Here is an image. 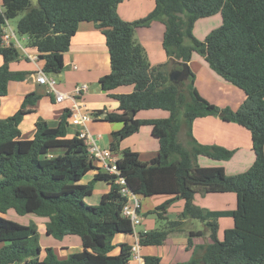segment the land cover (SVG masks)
Here are the masks:
<instances>
[{
    "label": "trees",
    "instance_id": "obj_1",
    "mask_svg": "<svg viewBox=\"0 0 264 264\" xmlns=\"http://www.w3.org/2000/svg\"><path fill=\"white\" fill-rule=\"evenodd\" d=\"M122 1L37 0L34 4L33 0H0V98L7 94L10 81H22L32 73L10 68L20 53L12 45L2 44L5 20L20 15L17 33L27 36L26 49L37 54L42 71L53 75L61 73L63 55L79 23L92 22L104 36L110 62L109 73L98 82L118 102L114 110L91 111L104 114L103 121L121 124L119 130L111 132L110 150L114 153L120 140L136 133L142 125L151 127V136L158 144L157 154L148 162L141 161L137 151L123 149L116 162L119 174L110 175L95 166L82 139L67 136L68 109L55 127L38 118L33 137L21 138L19 123L29 111L26 106L39 99L35 93L26 94L13 115L0 119V214L13 209L18 215L45 217L46 235L57 240L77 236L81 250L61 259L51 247H45L40 259L42 248L35 224L23 225L0 216V264H128L131 244L112 243L116 234L133 235L129 219L121 214L125 199L114 183L116 177H122L140 198L165 195L166 199L153 210L161 219H167L164 214L171 203L184 201L181 212L176 219L167 220L165 229L139 232L141 247L161 245L183 220L193 219L204 223L211 241L194 247L187 261L173 264H264V0H153V9L133 21L118 15L117 6ZM217 13L221 25L202 41L194 38V23ZM153 22L163 24L161 47L169 59L156 66L149 64L143 48L134 40L137 29ZM194 55L245 93L237 109L219 107L197 92L194 74L188 67ZM172 63L175 66L169 69ZM183 65L188 67V77L174 84L169 72ZM122 86L133 90L113 93ZM142 110H164L168 115L136 118ZM130 111L134 112L131 119ZM204 116H218L250 132L254 161L248 169L227 175L221 166L197 164V156L226 161L234 153L195 140L192 123ZM182 125L188 147L178 141ZM92 171L91 179L82 183ZM98 181L107 182L109 190L98 204L89 205L84 199L91 196ZM199 190L234 193V209L210 211L194 206L192 200ZM220 217H230L233 223L223 231L221 240L216 237ZM115 247L118 252L112 254ZM143 264L163 263L156 256H144Z\"/></svg>",
    "mask_w": 264,
    "mask_h": 264
},
{
    "label": "crops",
    "instance_id": "obj_2",
    "mask_svg": "<svg viewBox=\"0 0 264 264\" xmlns=\"http://www.w3.org/2000/svg\"><path fill=\"white\" fill-rule=\"evenodd\" d=\"M153 7V0H123L117 6V13L121 19L133 21L147 15ZM163 30L162 23L153 22L149 27L139 28L134 32V40L143 48L145 57L151 66H156L169 60L161 47ZM22 39L25 40L27 45V36H22ZM26 51L31 55H37L33 51H28L27 49ZM19 53V60L11 62L10 68L12 70H25L32 73L22 81H10L8 83L7 94L0 98V119L13 115L20 108L26 94L35 93L39 95V99L35 104L26 106V109L29 111L23 116L19 123L21 138L30 139L33 137L34 124L38 118L45 120L48 126L55 127L61 114L65 110H69L74 103L81 112H91L92 110H104L105 112L106 110H114L118 107V102L116 100L110 98L105 91H101L98 82L101 76L109 73L110 62L104 36L102 32L95 27L94 23H79L77 31L71 39L69 49L63 55V69L60 74L56 75L59 82L56 83L55 87L61 93L69 94L74 87L79 84H87L90 86V84L96 83V87L93 85L95 90L88 87L86 92L76 97L74 103L68 98L61 102H55L54 96L47 92L46 86L37 83L35 80V72L42 67V62L40 60L32 61L25 56V53L21 51H19ZM2 62L3 60L0 56V65ZM174 66L175 65L172 63L169 64L168 67L172 69ZM188 67L194 74L193 85L197 92L210 103L219 107H229L235 110L245 99V93L241 89L215 74L200 56L194 55L188 62ZM122 87L115 89L113 93H129L133 90L131 86ZM148 115L150 117H141L139 119L166 117L168 114L151 112ZM86 127L93 137H97L96 133L100 134V137L96 138L97 142L100 146L106 147L109 145L111 132L119 130L121 124L94 121L87 123ZM149 127L140 128L138 133L133 134V136L124 141V144L126 143L125 146H127L126 148L137 151L139 153V159L145 162L153 158L157 154L158 149L157 140L151 136V127ZM78 130V126L69 123L67 126V136H74ZM191 131L195 140L200 144L219 145L234 151L232 157L226 161H213L203 156H197L196 162L198 165L221 166L227 175L243 172L252 165L254 154L251 148L250 132L246 128L233 122H225L218 116H204L198 117L193 121ZM180 136L182 137V141L180 140ZM140 138L146 143L142 142L140 145H137ZM178 141L184 147H188L184 125L181 126L178 133ZM93 174L94 171L89 172L86 174V180L83 178L81 182H87L91 179ZM108 190L109 186H107L104 191L98 193L99 200L101 195L108 192ZM85 199L84 201L89 204ZM164 199H166L164 195L152 198V204H154L155 207ZM145 201V199H141L140 216L142 215L141 209ZM235 203L236 196L232 192L205 193L199 190L194 194L192 200L194 206H199L210 211L231 210L234 209ZM183 205L184 201L182 199H177L171 203L164 214L167 218L166 220L176 219V215L181 212ZM142 220L143 218L141 216V221ZM194 221L193 219L183 220L180 228L170 231L161 245L152 247L140 246L142 258L144 256H156L160 258L163 264H167L169 260H171L169 263L187 261L191 257L194 247L206 245L211 241L209 237L210 232L204 224L199 222L201 227L195 229L193 226ZM232 224V219L230 217L218 218L217 238L219 239L220 234L222 236L223 231L231 227ZM149 230L153 229L151 227H143V229L137 232ZM121 235L122 234H118L113 237V244H131L134 241L133 235ZM188 239H190V241H188ZM57 241V249L60 252L56 253V251L52 249L58 258L63 259L72 252L73 248L62 245V243H64L63 241H65L63 239ZM188 243H190L189 246H187ZM154 247H160L163 248V250L159 254H155L156 251L153 250ZM76 249L78 251L81 250V245L78 244ZM117 250L118 248L115 247L111 253L116 254L118 252ZM197 253L200 255L201 250L198 249ZM128 264H135V262L130 260Z\"/></svg>",
    "mask_w": 264,
    "mask_h": 264
},
{
    "label": "built area",
    "instance_id": "obj_3",
    "mask_svg": "<svg viewBox=\"0 0 264 264\" xmlns=\"http://www.w3.org/2000/svg\"><path fill=\"white\" fill-rule=\"evenodd\" d=\"M1 9L2 7L0 3V10ZM1 28V40L4 46L12 45L14 48L25 53V56L32 61L39 60L37 55H31L27 53L26 48L20 43V40H18L15 31L9 25L8 20H5ZM35 80L37 83L46 86L47 92L54 96L55 102H61L64 99L68 98L74 103L76 97L80 96L83 92H86L88 88L87 84H81L76 85L72 92L69 94L61 93L55 87L57 83L56 75L52 74L48 76L42 71L41 68H39L35 72ZM103 116L104 114L95 115L92 112H81L77 105L74 103L69 109L68 124L70 123L79 127V130L75 135L85 142L89 157L93 160L95 166L110 175L118 176L119 172L116 165L118 157L110 150L109 147L100 146L96 139L100 137V135H97V137H93L88 132L86 127L87 123L94 120H101ZM114 183L118 186V192L120 196L125 199L121 214L123 217L129 219L133 230L132 234L134 237V241L130 246L131 260H133L135 264H143V258L140 254V244L138 241L139 232H137V230L135 229V227L140 224L141 221V199L131 192L122 177H116Z\"/></svg>",
    "mask_w": 264,
    "mask_h": 264
},
{
    "label": "rangeland",
    "instance_id": "obj_4",
    "mask_svg": "<svg viewBox=\"0 0 264 264\" xmlns=\"http://www.w3.org/2000/svg\"><path fill=\"white\" fill-rule=\"evenodd\" d=\"M19 17H20V15L18 17H16V18L10 19L9 20V25L15 31L18 40H20V43L24 47H26L27 45H26L25 40L22 39V36H20L17 33V30H16V23H17ZM217 20H218V22H217ZM220 25H221V16H220L219 13H217V14L209 17V18H202V19H200V20L195 22V24L193 26V29H192V36L194 38H196L197 40H201L202 41L205 38V36L211 30L218 28ZM185 42L189 43L190 41L188 39H185ZM149 47H151V46H149ZM47 75L50 76L52 74H47ZM57 82H59V80H57ZM79 85H81V84H79ZM93 85H95L94 87H96V83H93V84H90V86H88V85L87 86L90 87V89L95 90V88H93ZM123 87L125 88V87H128V86H123ZM151 112H160V113H163L165 115L168 114L164 110H143V111H139L136 114V118L139 119L141 117H143V118L144 117H150L148 114H150ZM160 118H163V117H160ZM94 121H103V119L94 120ZM94 121H91V122H94ZM104 122H106V121H104ZM114 124H116V123H114ZM143 127H149V125H142V126L139 127V129L143 128ZM138 132L139 131H137L136 133H138ZM93 133H95V132H93ZM136 133H134V134H136ZM96 135H100V134L96 133ZM131 136H133V134L120 140L119 145H118V147L116 148V150L114 152V154L117 157L121 156L122 150L127 147V146H125L126 143L124 144V141L126 139L130 138ZM180 140L182 141V137L181 136H180ZM142 142L146 143L144 140H142L140 138L138 140L137 145H140V143H142ZM106 147H109V145L106 146ZM86 178H87V176L84 177L85 180H86ZM107 186H109V184L107 182H105V181L96 182V184L94 186V190H93L94 192L91 194V196H89L87 199H85L89 203V205L98 204V202H99L98 193L104 191L107 188ZM159 196H163V195L148 196V197H144V198L141 197L142 200L145 199L146 201L143 204L142 209H141V211H142V215L141 216H142L143 220L140 221V224H138L135 227V229L137 231L140 230V229H143V227H148V228L151 227L152 229H165L168 226V224H167L168 221L166 219H161L157 215L156 212H158V211L153 212L155 207H154V204H152L153 203L152 202V198L159 197ZM0 216L4 217V218H7L9 220L15 221L17 223L23 224V225H27V224H31V223L35 224L36 230L38 232V242H39L40 246L42 247V252H41V254L39 256L40 259H42L44 254H45L44 253V248L45 247L53 248L56 251V253L60 252L57 249V247H58L57 246V242H58L57 239H54L53 237H50V236L45 234L44 223H43L46 220L45 217H40V216L34 215L32 213H28V214H25V215H18L17 213H15V211L13 209L7 210V212L5 214H0ZM199 222H200L199 220H195L194 221L193 226H194L195 229H198L199 227H201ZM116 235H118V234H116ZM124 235L125 234H122L121 236H124ZM216 237H217V232H216ZM219 237H220L219 239L221 240L222 239L221 234H220ZM116 238H118V237H116ZM63 240H65V241H63L64 243H62V245H65V246H68V247H72L73 248L72 252L78 251L76 248L78 247V244H80V241H79V238L77 236L67 235V236H65L63 238ZM148 246L152 247V246H156V245H147V246H142V247H148ZM153 250L156 251L155 254H159L160 252H162L163 248L154 247ZM170 261L171 260L167 261V264L176 263V262L169 263Z\"/></svg>",
    "mask_w": 264,
    "mask_h": 264
},
{
    "label": "water",
    "instance_id": "obj_5",
    "mask_svg": "<svg viewBox=\"0 0 264 264\" xmlns=\"http://www.w3.org/2000/svg\"><path fill=\"white\" fill-rule=\"evenodd\" d=\"M37 0H33V3L36 4ZM169 80L171 82H173L174 84H178V83H181L183 81H185L188 77V67L186 65H183L182 69L180 70H172L169 72ZM100 88H101V85H100ZM101 91L104 92V90L101 88ZM128 116L129 118H133L134 116V112L133 111H130L128 113ZM151 163L149 162V165ZM157 165V164H156Z\"/></svg>",
    "mask_w": 264,
    "mask_h": 264
}]
</instances>
